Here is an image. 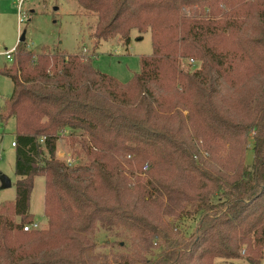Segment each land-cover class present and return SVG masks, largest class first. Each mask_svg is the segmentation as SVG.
Returning a JSON list of instances; mask_svg holds the SVG:
<instances>
[{
  "label": "trees",
  "instance_id": "1",
  "mask_svg": "<svg viewBox=\"0 0 264 264\" xmlns=\"http://www.w3.org/2000/svg\"><path fill=\"white\" fill-rule=\"evenodd\" d=\"M76 2L96 15L95 39L128 45L149 32L152 53L123 84L90 57L17 43L0 68L13 84L0 123L14 121L18 178L0 203V264H260L264 0ZM185 58L199 69L182 70ZM64 132L78 165L56 155ZM36 177L47 227L25 232ZM188 216V236L167 221ZM98 225L125 232L127 250L96 252Z\"/></svg>",
  "mask_w": 264,
  "mask_h": 264
},
{
  "label": "rangeland",
  "instance_id": "2",
  "mask_svg": "<svg viewBox=\"0 0 264 264\" xmlns=\"http://www.w3.org/2000/svg\"><path fill=\"white\" fill-rule=\"evenodd\" d=\"M97 17L81 8L76 0H0V68L9 69V63L3 53L17 45L23 39L25 49L34 55L48 52H62L67 55H81L94 58V68L117 79L120 83L129 82L139 73L140 58L152 53L150 33L140 35L134 30L128 45L120 38L98 40L93 36ZM181 69L193 73L200 67V62L189 58L180 59ZM13 84L0 74V108L12 93ZM14 121L10 119L6 124H0V203L13 201L15 198V184L18 179L14 172ZM80 132H74L78 136ZM251 135V134H250ZM57 157L74 166L81 163L75 161L74 152L69 146L71 138L67 132L60 137ZM253 141L247 139L245 164L252 162ZM59 155V156H58ZM83 162V160H82ZM2 177L10 183L3 187ZM44 181L43 177H36L30 199L29 213L33 215V222L43 230L47 227V219L43 213ZM192 212L191 208H189ZM184 215H182V218ZM189 217V218H188ZM184 222L167 219L186 236L193 233L197 218L188 216ZM185 218V217H184ZM196 220V221H195ZM96 252L115 254L127 250L128 236L120 230H106L98 225L96 228ZM159 250H154L150 257H154ZM215 264H247L244 260L223 261L215 260ZM260 264H264L263 259Z\"/></svg>",
  "mask_w": 264,
  "mask_h": 264
},
{
  "label": "built area",
  "instance_id": "3",
  "mask_svg": "<svg viewBox=\"0 0 264 264\" xmlns=\"http://www.w3.org/2000/svg\"><path fill=\"white\" fill-rule=\"evenodd\" d=\"M17 46V45H16ZM16 46H14L13 48H11L10 50L6 51L5 53L2 54V56L5 57V59L9 62V63H12L13 62V58L16 54ZM12 146L15 147V143L13 142L12 143ZM67 163V162H66ZM68 166H72L70 164L67 163ZM146 169V167H145ZM39 229V225L35 222L29 224V225H26L24 226L23 230L25 232H28L30 230H37Z\"/></svg>",
  "mask_w": 264,
  "mask_h": 264
},
{
  "label": "water",
  "instance_id": "4",
  "mask_svg": "<svg viewBox=\"0 0 264 264\" xmlns=\"http://www.w3.org/2000/svg\"><path fill=\"white\" fill-rule=\"evenodd\" d=\"M18 42H23V39L19 40ZM2 180H3V182H4V183H3V184H4L3 187H5V186L9 187V186H10V183L7 182L3 177H2Z\"/></svg>",
  "mask_w": 264,
  "mask_h": 264
},
{
  "label": "crops",
  "instance_id": "5",
  "mask_svg": "<svg viewBox=\"0 0 264 264\" xmlns=\"http://www.w3.org/2000/svg\"><path fill=\"white\" fill-rule=\"evenodd\" d=\"M93 61H94V58H93ZM93 64H94V62H93ZM1 124V123H0ZM15 137V135H14V133H13V138ZM14 142V140L12 141V143ZM12 143H11V147L12 148H14L13 146H12ZM58 145H60V141L59 142H57V153H58ZM57 153H56V155H57ZM59 156V155H58ZM59 158V157H58ZM60 159V158H59Z\"/></svg>",
  "mask_w": 264,
  "mask_h": 264
}]
</instances>
